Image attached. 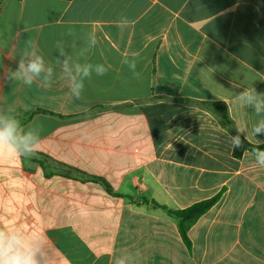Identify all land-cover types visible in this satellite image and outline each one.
<instances>
[{"label": "crops", "instance_id": "0c3cea01", "mask_svg": "<svg viewBox=\"0 0 264 264\" xmlns=\"http://www.w3.org/2000/svg\"><path fill=\"white\" fill-rule=\"evenodd\" d=\"M92 29L89 62L112 67L76 99L56 44L74 54ZM25 51L53 67L50 88L8 79ZM133 53L139 78L121 63ZM253 87L264 94V0H0V111L43 126L34 156L0 159V229L40 236L41 264H264V168L233 156L207 105L263 145L251 134L261 117L236 100ZM216 194L188 245L144 202L182 209Z\"/></svg>", "mask_w": 264, "mask_h": 264}, {"label": "clouds", "instance_id": "9594fccd", "mask_svg": "<svg viewBox=\"0 0 264 264\" xmlns=\"http://www.w3.org/2000/svg\"><path fill=\"white\" fill-rule=\"evenodd\" d=\"M133 24L134 21L126 16H121L116 21V26L121 30L130 28ZM82 39L83 45L78 50H74V54L66 52L63 42L56 44L58 55L55 57V62L61 69L71 96L76 99L81 98L86 80H90L94 74L104 76L112 67L106 59L103 63L89 62V53L100 43V37L95 29L85 33ZM138 62V53H133L131 56L125 54L121 59V63L126 65L137 78L140 76V72L137 71ZM53 75V67L45 63L42 55H38L35 51H25L18 61L17 68L10 70L8 79L19 80L29 87L39 82L41 87L50 88ZM236 100L241 107L252 108L254 113L261 117L252 126V136L256 138L264 135V94L258 93L254 87L245 88L237 94ZM42 131L43 126L40 124L34 123L25 127L15 115L0 111V159L14 155L28 158L34 156L39 149ZM245 132L247 139V130L239 127L237 135H229L233 150L243 147L240 133ZM253 155L256 163L264 168V150L254 149ZM41 260H44V249L43 239L40 236L27 238L18 228L0 229V264H41Z\"/></svg>", "mask_w": 264, "mask_h": 264}, {"label": "trees", "instance_id": "16d2710c", "mask_svg": "<svg viewBox=\"0 0 264 264\" xmlns=\"http://www.w3.org/2000/svg\"><path fill=\"white\" fill-rule=\"evenodd\" d=\"M207 105L215 114H217V116H219L223 125L226 127V129L229 132L233 134V136L238 134L231 120L229 119L227 113L221 107H219L217 104L209 103ZM241 140L243 142V147L232 150V154L234 157L237 158L240 157L242 153L245 151L253 153V150L257 148H259L260 150H264V144L253 145L249 143L247 140H245L242 136H241ZM38 163L42 167L45 176L52 175V173L46 172L47 168L44 165L43 161L38 160ZM219 197L220 194H216L211 198L195 202L192 205L182 209H169L168 207L161 205L155 202L154 200L144 199V202H146L153 208H158L162 210L165 214L173 218L176 222L179 235L181 236L182 240L188 245L189 241L187 238V231L199 217H201L204 213H206L218 201Z\"/></svg>", "mask_w": 264, "mask_h": 264}]
</instances>
